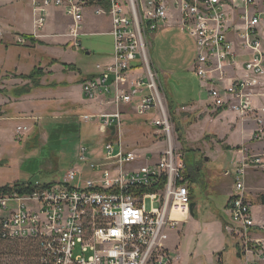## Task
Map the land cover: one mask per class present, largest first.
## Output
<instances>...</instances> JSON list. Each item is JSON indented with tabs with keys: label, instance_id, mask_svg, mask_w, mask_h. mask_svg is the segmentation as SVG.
Listing matches in <instances>:
<instances>
[{
	"label": "built area",
	"instance_id": "2783aa9c",
	"mask_svg": "<svg viewBox=\"0 0 264 264\" xmlns=\"http://www.w3.org/2000/svg\"><path fill=\"white\" fill-rule=\"evenodd\" d=\"M33 4L38 26L51 6L70 17L68 35L74 48L82 46L79 36L87 9L111 17L113 62L96 64L98 72L83 82L82 92L87 99L115 105V110L97 114L104 137L99 147L79 146L77 157L84 165L75 163L62 180L32 193L0 195L3 235L38 243L40 264H173L166 242L169 230L179 222L174 209L185 205L189 211L193 198L185 175L190 165L184 152L176 149L168 101L151 59L153 35L167 26L184 29L195 40V71L212 105L244 116L252 111L248 90L264 73V14H250L256 0H33ZM240 9L244 27L235 30L241 46L253 51L241 67L252 78L231 74L238 66L229 32ZM133 71L141 72L129 78ZM126 107L151 115L150 124L164 135V150L143 154L145 163L140 162V149L123 139ZM21 130L30 129L20 126ZM249 166L264 169V162L253 157L224 172L235 177L224 229L236 240L245 264H264V224L255 220L244 181ZM147 197L152 199L150 209L144 202Z\"/></svg>",
	"mask_w": 264,
	"mask_h": 264
},
{
	"label": "rangeland",
	"instance_id": "374dc122",
	"mask_svg": "<svg viewBox=\"0 0 264 264\" xmlns=\"http://www.w3.org/2000/svg\"><path fill=\"white\" fill-rule=\"evenodd\" d=\"M256 4L258 7L254 9H264V0H256ZM9 9L0 7V22L5 13H9ZM253 11L251 8V14ZM58 20L64 21L62 17H58ZM92 22L104 31L108 29V19L96 17L92 19ZM165 31L154 34L153 39L155 40L152 45H155V52L152 46L151 59L155 58L158 67L163 71L160 80L162 86L166 88L165 91L163 86L164 93L172 95L175 104L179 107L187 105L177 110L181 117L180 124L183 126L181 128L185 134L183 141L180 139L182 132L177 130V123H173L176 149L178 152H184L186 156L189 151L184 149L183 143L187 144L197 160L194 169H201V176L195 178L193 183L192 192L195 198L193 202L197 204L194 207V215L188 221L180 223L174 231L178 233L174 234L172 242H178L179 236L181 240L179 250L182 256L181 260L175 264H215L213 259L211 261L207 255V251L212 243L223 237L224 231L222 222L214 212H219L224 208L226 194L235 187V177L224 176L222 169L234 168L237 164L235 163L237 155L233 150L223 151L227 149V145L220 139V135L223 136L226 131H229L227 121L233 117V113L231 116L216 114L217 108L212 105L207 90L202 88L199 76L194 70L193 58L196 52L193 50V40L180 29L172 32ZM167 33H170L169 36ZM11 37L10 30L0 31V67L5 64L6 67L13 69L11 67L13 64L9 61L12 57L10 54L13 52L24 54L19 48H11L8 44ZM79 38L82 46L75 49L70 45H50L39 48L40 50L36 49L34 52L27 50L30 57H26L30 59V62L19 70H22V74H28L34 66L41 67L45 75L40 80L35 79L39 85L31 80L16 77L14 72V77L20 80L15 84L16 86L13 85L15 87H11L12 90L25 87L27 83L34 88L30 93L17 96L19 99L15 100L13 105L4 104L0 100V186L17 180H22L24 183L30 180L58 182L75 163L84 165L77 157L81 144L89 146L90 149L101 146L100 142L104 135L100 133L97 114L101 111L115 110V105L102 103L101 99H87L84 94L82 97L80 83L81 79H85L97 70L96 64L102 62L107 54L113 55L114 37L110 34H81ZM7 48L11 52L5 53ZM84 49L91 53L87 54ZM56 56L67 66L62 63L52 64L51 61ZM140 72L133 71V77L140 75ZM7 73L6 69L0 68V87L6 85L2 79L12 78ZM69 87L74 88L71 90L73 93L71 99L66 96L71 89ZM3 89L6 93L1 92V94L5 98L9 88ZM81 97L83 102L78 100ZM10 100L12 101V98ZM190 103L195 105L189 106ZM7 105L13 107L6 108ZM128 109L129 112H133L131 114L137 115L135 110ZM84 115H88L89 118L83 119ZM133 122L132 125L125 124L123 139L128 145L133 144L134 147L140 149L142 152L140 162L145 163L144 153L153 151L158 154L164 150V135L157 129H151L142 121ZM66 124L80 126L79 133L76 135L75 130L72 129L59 137L61 130L59 125ZM20 126H27L30 129L29 132L26 130L19 132ZM58 129V134L53 133ZM36 134L39 135L40 143L37 148H33L32 138ZM53 134L56 138L51 142L50 138ZM237 135L235 131L232 133L231 142L238 140ZM56 139L58 140L57 145L52 146ZM30 140L32 142L28 148L26 143ZM20 141L22 143H19ZM206 157L209 159L207 160ZM259 171V173L252 172L255 184L264 178V172ZM144 202L150 209L152 199L147 197ZM155 206L160 207L158 201L155 202ZM254 210L256 213H264L261 197L255 198ZM20 245L23 246L24 243L0 241V264H28L24 257L14 252L15 247ZM226 248V264H242L243 261L239 260L237 255L236 242L229 240Z\"/></svg>",
	"mask_w": 264,
	"mask_h": 264
},
{
	"label": "crops",
	"instance_id": "0c3cea01",
	"mask_svg": "<svg viewBox=\"0 0 264 264\" xmlns=\"http://www.w3.org/2000/svg\"><path fill=\"white\" fill-rule=\"evenodd\" d=\"M0 7L2 9H9V13L6 12L5 15L3 16L2 22H0V31H8L10 30V33H12V37L10 38L11 40L8 41L11 46V48H19L23 51V54H20L17 52V54H14L15 52L11 53L10 56L11 59H9V61L11 62V64H13V66L11 65V67L13 69H10L8 67H6V65H1L0 68H2L3 70L6 69V73H12V74H8V76H12V78H8L6 80L2 79V82H5L6 85H3L0 87V89L3 88H9V91L12 90L13 87H15L18 82H19V78H15L14 74H22V70L21 69L22 66H24L25 64H28L30 62V59L28 57H30V55L27 52V49L25 48H21L19 47L20 44H18L17 42L23 43V45H27L28 47L31 46V49H33L34 51L40 50L42 49V47H47L50 45H71L70 43V36L68 35L69 29L72 26V20L70 19L69 16H67L65 14V12L58 8V7H48L47 8V12L45 15V20L43 22V25L38 26L36 21H37V17H38V12L35 11L34 9V4H33V0H0ZM258 7V5L256 6ZM255 8V7H254ZM253 8V13L257 12V13H263L264 14V9L263 8H258V9H254ZM243 13V10H239L238 15H236V19H235V25L231 28L230 32H229V38L231 41H233V49L235 52V60H236V65L238 66V69L236 71H234L232 69L231 74L233 76L237 75V77H241V78H247L253 77L252 73L249 72H245L243 71L241 65L244 63V61H246L247 59L251 58L253 55V51L249 48H244L243 46H241L239 37H238V32L235 30L237 28H243L244 27V21L240 20V16L239 14ZM252 13V14H253ZM250 14H251V9H250ZM58 17H62L64 19V21H59ZM96 17H101L102 19H108L109 21V25H108V29H106L105 31L99 28V25H96V23L92 22L93 18ZM240 20V21H239ZM264 24V23H263ZM177 25H173V26H167L164 27L162 29H160L159 31H157L155 34H158L160 32H172L176 29H180L183 32H185V34H187V36H189L192 40H193V44H194V52H196V54L194 55V61L193 64L196 60V56H197V49H196V43L195 40L181 27L177 26ZM5 33V32H4ZM21 34H29L32 35L36 40L41 41L42 43H35V44H30V42L28 40H26L25 38L22 37ZM82 34H93V35H99V34H110L112 35V19L110 16L107 15H97L94 13V9L93 8H89L86 10L85 12V17H84V22H83V33ZM170 33H167V35L169 36ZM155 38V35L153 36ZM4 38V37H3ZM63 38V39H62ZM20 39H23V41H21ZM57 39H61V40H57ZM17 40V42H16ZM80 40V38H79ZM155 40V39H154ZM264 43V40H263ZM73 47V46H72ZM40 48V49H39ZM74 48V47H73ZM154 48V52H155V45L153 46ZM75 49V48H74ZM8 51H10L9 48H7L5 50V53H7ZM84 51H86L84 49ZM11 52V51H10ZM153 52V55H154ZM87 54H90V51H86ZM28 56V57H26ZM57 58V56L55 57ZM32 59V58H31ZM59 59V58H58ZM29 60V61H28ZM61 61V60H60ZM155 61V62H154ZM113 62V55L112 54H107V56L104 57V60H102V62H98L97 64H109ZM153 63L155 66V69H157V71L159 72V74L162 76L163 75V71L160 70V68L158 67L155 58H153ZM8 70V71H7ZM195 70V69H194ZM15 72V73H14ZM95 72H98V70L93 71V73H90V75L95 74ZM133 73H129V78H133ZM3 77V76H2ZM257 77V76H256ZM14 78V79H13ZM258 82L256 85H254L251 89H249L248 91L250 92V101H251V106L250 109L252 110L249 114L247 115H240L235 111L226 109L223 112H221L219 114V116H231L233 113V117H230L229 121H227V124L229 126L228 130L226 131L223 136L220 135V139L223 140L224 144L227 145V149H223V151H235L236 152V161L235 163L236 166L234 168L231 167H225L223 168V172L222 174L224 176L225 175V170H233L235 169L238 165L241 166V162L242 161H249V158H253V157H259L260 159H262V161L264 162V73L261 75H258ZM4 80V81H3ZM78 83V82H77ZM201 83V82H200ZM82 84L83 82L80 83V92H81V96L83 97V92H82ZM15 85V86H13ZM164 86V85H163ZM202 88L203 85L201 83ZM12 87V88H11ZM71 88V89H70ZM70 91L67 92L66 96L68 98H72L73 97V93L71 92V90H73L74 88L69 87ZM206 89V88H205ZM164 90L166 91V88L164 86ZM78 99L80 102H83V99ZM10 98H12V101L10 100ZM19 99V97L12 95L11 93H8L7 96L0 93V100L5 104V103H10V104H14L13 102L15 100ZM212 103V102H211ZM12 105H7L5 106L12 108ZM191 105H195L190 103L189 106ZM185 106H187L185 104ZM184 106V107H185ZM102 112V111H101ZM100 113V112H99ZM98 113V114H99ZM236 132L237 135V141L235 142H231L232 140V133ZM187 134V133H186ZM263 135L262 138H255L256 135ZM125 144H127V142L125 141ZM129 147H132L133 144L128 145ZM230 146V148L228 147ZM240 146V148L238 147ZM134 147V146H133ZM238 147V149H237ZM153 151H148V153L150 154ZM142 153V152H141ZM147 153V152H146ZM145 154V153H144ZM206 159L208 160L209 158L206 157ZM251 170V171H249ZM262 170L264 172V169H255L252 166H249L246 168V174L244 177V181H245V185L248 191V197L250 199V202L252 204V209H253V213H254V217L255 220L258 224H264V213L262 212H257L254 210V202H255V198L259 199L260 194H264V178L259 180L257 184H255L253 181L255 180V177L252 176V172L254 173H259ZM199 175L201 176V172H199ZM198 176V178L200 177ZM234 177L233 175H229ZM257 180V178H256ZM235 187L232 188V190H230L227 194H226V201H225V205L224 208L221 211H216L214 212V214L216 215V217L222 222V228H223V237L217 241H215L214 243L211 244V248L208 249L207 251V255L210 257L211 261L213 259L215 264H226L225 259H226V252H227V242H229V240H234L236 242V240L234 238H232L231 236H229L225 229H224V222L228 220V213H227V202L230 198V196L232 195V193L234 192ZM195 200V198L192 200V203ZM264 204V203H263ZM197 204L195 203L194 207ZM194 215V214H193ZM192 213L189 209V211H186L185 214H182L181 216H179V222L177 224V226L180 223H184L186 221H188L192 216ZM177 226L172 228L171 230H169V237L168 240L166 242V245L168 246V248L171 249V251L173 252L174 255V262L178 263V261L181 260V253H180V244H181V240L178 236V242H172L173 236L174 234H177L178 232H174L177 229ZM227 241V242H225ZM222 255H218V253L222 252ZM238 252V251H237ZM239 260H242V264H245V261L242 257H240L238 255Z\"/></svg>",
	"mask_w": 264,
	"mask_h": 264
},
{
	"label": "trees",
	"instance_id": "16d2710c",
	"mask_svg": "<svg viewBox=\"0 0 264 264\" xmlns=\"http://www.w3.org/2000/svg\"><path fill=\"white\" fill-rule=\"evenodd\" d=\"M23 38H25L26 40H28L30 42V44H35V43H42L41 41L36 40L32 35L29 34H21ZM21 48H26L29 51H33V49H31V46H27V45H22L23 43H19ZM52 64L55 63H62L64 66H67L66 64H64L62 61H60L58 58H54L51 61ZM45 75V72L43 71V69L39 66H34L33 69L28 73V74H15L16 77H20V78H25L26 80H31V82H35L34 84H38L39 82H37L35 79L40 80L43 76ZM94 76V74L92 75H88V77H86L85 79H81V82H84L85 80L92 78ZM30 83H27L25 85V87H20V88H16L13 89L11 91H8V93H11L12 95L15 96H20L26 93H30L32 92V88H34V86L32 87L31 85H29ZM39 85V84H38ZM38 87V86H37ZM6 93V91L0 90V93ZM173 96L170 94H166V98L168 101V106H169V112L172 118L173 123H177V130H179L180 132H182L181 134V141H183L184 139V132L182 130L183 126L180 124V119L181 117L178 115L177 110L181 107H184L185 105H181L180 107L175 104L173 98ZM129 109H127L126 111H124V116H125V122L126 125L127 124H131L134 123L133 121L139 120L144 122L145 124H147V126H149L151 129H157L156 127H154L153 125L150 124V120L152 118L151 115H139V114H131L133 112H129ZM224 109L223 108H219L216 110V114H220L221 112H223ZM83 114V113H82ZM81 114V115H82ZM80 115V116H81ZM132 116V118L130 117ZM130 117V119H129ZM132 125V124H131ZM77 126V127H76ZM59 125V129L61 128V130L59 131L56 130L55 134H58L59 131V137H61L64 133H66L69 130L74 129L76 132V135L79 133L80 130V126L76 125ZM182 126V128H181ZM35 133V131L33 132ZM55 135L53 134V137L50 138L51 142L53 141ZM161 138H163V136L161 135ZM39 135L36 134L34 136V138H32V141H34V146L33 148H37V146L39 145ZM106 140H109V138H107ZM31 140L28 141V143H26V147H30V143L32 142ZM58 140L56 139L53 143L52 146H56L57 145ZM19 143H22L21 141ZM184 145V149L189 151L188 153H192L190 152V149H188L187 144L183 143ZM240 148V146H238ZM193 154V153H192ZM187 163H189L190 167L189 170H187L185 172V175L189 178L190 183H191V190L193 191V183L196 180L195 178H197L199 176V172H200V168L194 169L195 166V162L197 163V160H195L194 157H191V160H188L186 158ZM192 165V166H191ZM29 181V180H28ZM38 182V181H36ZM36 182L33 181H29L28 183H24L22 180H17L14 181L13 183H8L5 184L3 186H0V195H5L8 193H13V192H17L19 194H26V193H32L33 191H35L36 189H40V188H45L47 186L50 185V182H39V184H36ZM261 197V202L264 203V194L260 196ZM192 198L194 199L193 196V192H192ZM225 225V222H224ZM4 233L2 232V227L0 226V241H6V242H20V243H24V245H20L15 247L14 252L16 251V254H20L22 257H24L25 262H27L28 264H40V254H41V250L39 248L38 243H36L34 240H24V239H10L8 237H5L3 235ZM223 251L218 253V255H222ZM237 255H239V252H237ZM240 256V255H239Z\"/></svg>",
	"mask_w": 264,
	"mask_h": 264
},
{
	"label": "bare ground",
	"instance_id": "6f19581e",
	"mask_svg": "<svg viewBox=\"0 0 264 264\" xmlns=\"http://www.w3.org/2000/svg\"><path fill=\"white\" fill-rule=\"evenodd\" d=\"M185 210H187L185 205H177L174 209V216H181ZM177 213H181V215H178Z\"/></svg>",
	"mask_w": 264,
	"mask_h": 264
},
{
	"label": "water",
	"instance_id": "95a60500",
	"mask_svg": "<svg viewBox=\"0 0 264 264\" xmlns=\"http://www.w3.org/2000/svg\"><path fill=\"white\" fill-rule=\"evenodd\" d=\"M111 129L113 130L112 133L114 134V133H115V127H114V126H111ZM191 157H193V154H192V153H187V154H186V158H187L188 160H191ZM194 205H195V203H191V204H190V207H189V209H190L192 215L194 214Z\"/></svg>",
	"mask_w": 264,
	"mask_h": 264
}]
</instances>
